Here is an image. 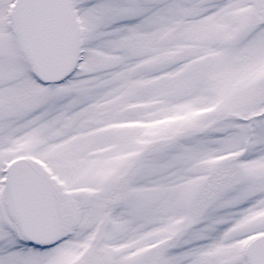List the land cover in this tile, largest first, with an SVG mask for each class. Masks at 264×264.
Segmentation results:
<instances>
[{"label":"snow or ice","instance_id":"snow-or-ice-1","mask_svg":"<svg viewBox=\"0 0 264 264\" xmlns=\"http://www.w3.org/2000/svg\"><path fill=\"white\" fill-rule=\"evenodd\" d=\"M0 264H264V0H0Z\"/></svg>","mask_w":264,"mask_h":264}]
</instances>
